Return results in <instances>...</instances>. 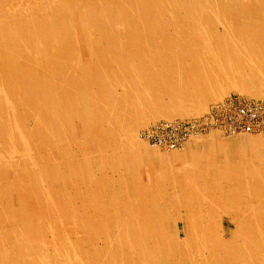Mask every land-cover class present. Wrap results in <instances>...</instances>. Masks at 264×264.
Segmentation results:
<instances>
[{
  "label": "bare ground",
  "instance_id": "obj_1",
  "mask_svg": "<svg viewBox=\"0 0 264 264\" xmlns=\"http://www.w3.org/2000/svg\"><path fill=\"white\" fill-rule=\"evenodd\" d=\"M263 32L264 0H0V264H264L250 191L216 178L205 216L195 183L144 189L130 155L157 161L136 148L151 122L261 97Z\"/></svg>",
  "mask_w": 264,
  "mask_h": 264
},
{
  "label": "rangeland",
  "instance_id": "obj_2",
  "mask_svg": "<svg viewBox=\"0 0 264 264\" xmlns=\"http://www.w3.org/2000/svg\"><path fill=\"white\" fill-rule=\"evenodd\" d=\"M134 20H136V18H134ZM111 64L113 65V68L118 64V60L116 56H112ZM115 79H116V82L112 83V87L114 88V90L122 91V86H121L118 75L116 76ZM229 96H232V97L238 96L240 98H243L242 101H244L245 99V104H249V103L252 104L254 100L259 101V100L264 99V94L261 97H252L250 95L232 90L226 93L219 100L208 103L206 105L205 111L199 115H194L192 117L176 118L173 120L162 118L154 122H151L145 128L149 127L150 125L160 120L175 121V120H184L187 118H194V117H200V116L206 115L213 105L223 101ZM145 128L141 127L139 128V131H138L139 133L137 132L139 145H137L136 148H138V150H142L144 154L147 153L148 155H151V156L156 155L158 158L157 161L149 162V159L145 157L144 167H143L142 165L143 161L140 160L141 155L139 153H136L137 155L135 153H130V155L133 156L132 157L133 162L137 163L136 166L138 164L139 165L141 164L138 167V170H136V166L134 167L132 171V177L134 179L139 178L140 182L143 184L142 186L144 189L146 187V184L144 182V177L146 176L145 173L148 174V177L156 176L158 178L155 184L157 189L154 188L153 189L154 191L150 189L151 192L152 191L158 192L159 190H163L165 187L168 186L167 187L168 190L166 192L170 191L172 194H174L179 191L180 196L184 197L185 193L186 194L192 193L191 190L187 189V187L190 185H194L195 183L197 188L199 189V192H194V193L199 194V193L204 192L206 193L205 197L208 196L207 197L208 200H206L205 197H203L202 199L206 200L204 201V205L199 206L198 204H195L194 206L191 207L190 211L192 212L194 211L196 213H200L203 211L204 212L203 214L205 216H208L210 212L209 209H211V207H209L210 205L207 203V201L211 199H217L219 197L220 193L218 189L216 188L217 186L215 182H217L216 178L219 179L223 177L222 180H219V182H221L219 183V185L222 186V185L228 184L230 185L229 187L236 189V191L238 192V195H242V196H244V194L247 191H250L252 193L253 196L250 195L249 197L245 198L249 200V202L246 203L248 205L246 207L254 209L256 206V201L259 202L260 205L263 203L262 207H264V202L262 201V198H261L262 195L264 194V183H261L260 181L261 176L264 177V153H263L264 152L263 151L264 150V130L254 132V133L242 132V133H236L234 135H227L221 130L211 129L205 133H201L198 135H192L182 145L181 148H178L175 150H165L163 148L153 146L152 144L148 142V140L142 138L141 132ZM92 151H95V149L92 150V148H90L87 152H92ZM209 157L211 159H209ZM253 162H254L255 167L253 166ZM227 165L229 169L227 168ZM238 169H241V170H238ZM237 179L241 181H238ZM96 181L98 183L97 179ZM123 183H124V189L126 190V192L134 190L135 187L133 186L134 184L131 180L130 182L124 181ZM247 188L249 190H247ZM17 192L20 193L21 190L17 189ZM193 199H194V196H193ZM240 203L242 204L243 202H240ZM241 206L244 207L243 205ZM161 207L164 210V208H166V205L162 204ZM221 207H218L221 213L226 212L228 209L225 205L224 206L222 205ZM257 212H252L251 215H249L250 213L245 214L243 212L240 213V212L232 211V216L235 220L239 221L240 223L246 220L245 222L251 221V223L255 225L256 223L255 217L259 215V212L258 213ZM64 226L66 228H70V223H65ZM233 226H234L233 219L229 217L228 215H225L223 217V227L225 229H229V228H232Z\"/></svg>",
  "mask_w": 264,
  "mask_h": 264
},
{
  "label": "built area",
  "instance_id": "obj_3",
  "mask_svg": "<svg viewBox=\"0 0 264 264\" xmlns=\"http://www.w3.org/2000/svg\"><path fill=\"white\" fill-rule=\"evenodd\" d=\"M229 96L213 105L206 115L184 120H160L142 132V138L153 146L175 150L192 136L218 129L227 135L264 130V99L245 104V99ZM248 101V100H247ZM263 112V113H262Z\"/></svg>",
  "mask_w": 264,
  "mask_h": 264
}]
</instances>
